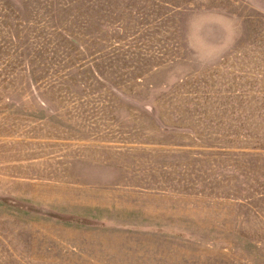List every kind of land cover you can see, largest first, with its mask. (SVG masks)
<instances>
[{
    "label": "rangeland",
    "instance_id": "1",
    "mask_svg": "<svg viewBox=\"0 0 264 264\" xmlns=\"http://www.w3.org/2000/svg\"><path fill=\"white\" fill-rule=\"evenodd\" d=\"M0 264H264V0H0Z\"/></svg>",
    "mask_w": 264,
    "mask_h": 264
}]
</instances>
